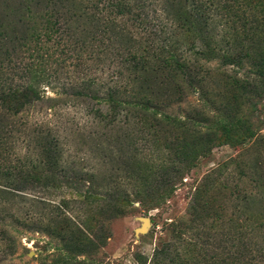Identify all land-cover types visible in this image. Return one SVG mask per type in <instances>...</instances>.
I'll return each instance as SVG.
<instances>
[{
	"label": "trees",
	"instance_id": "obj_1",
	"mask_svg": "<svg viewBox=\"0 0 264 264\" xmlns=\"http://www.w3.org/2000/svg\"><path fill=\"white\" fill-rule=\"evenodd\" d=\"M47 89L86 111L81 133L98 141L90 169L64 159L71 136L29 115L61 102ZM263 98L264 0H0V264H17L14 224L60 243L52 264H90L71 255L104 246L106 221L138 201L165 204L173 188L157 176L183 181L224 144L240 149L233 170L214 178L220 165L197 186L193 221L228 247L224 257L210 243L213 264H264V209L248 212L264 203V174L249 175L245 160L250 147L264 156L246 114ZM170 244L156 263L188 264Z\"/></svg>",
	"mask_w": 264,
	"mask_h": 264
},
{
	"label": "rangeland",
	"instance_id": "obj_2",
	"mask_svg": "<svg viewBox=\"0 0 264 264\" xmlns=\"http://www.w3.org/2000/svg\"><path fill=\"white\" fill-rule=\"evenodd\" d=\"M47 90V96L61 99V102H58L61 104L57 103L54 110H48L47 107L51 103L45 100L33 106L29 115L35 119L48 118L54 125L61 128L63 135L71 136L67 140L70 147L64 153V159L70 160L74 153L79 159L88 158L87 151L91 153L93 158L98 156L97 152H93L95 148H92L96 147L98 141L90 138L87 132L81 133V129L84 128L87 121L86 111L77 101H69L65 95L60 97L55 94L57 90ZM197 98V96H190L184 103L180 104L181 107L176 105L173 109L175 112L180 113L188 108L189 102H196ZM82 103L84 106L87 105V103ZM246 114L251 123L260 129V134L264 135V126H262L264 121V98L256 99L254 105L247 109ZM250 146L247 145V148ZM250 149L245 156L246 164L252 170L248 174L251 176L258 175V172L264 174L262 151L251 147ZM239 150L231 144L214 147L208 153V157L185 171L186 175H184L183 181H180L179 178L170 184L165 175L159 174L156 181H163L167 184L166 186L173 188L171 192H166L165 204L158 208L149 209L145 208L139 201L136 202L128 210L124 209L125 212L121 216L106 221L109 228V237L104 246H100L91 253H75L71 256L78 261L90 264H157V251L164 250L171 243L172 246L167 250L171 252V257H175L179 253L186 258L188 264H213V260H210L208 256L213 253L214 246L212 244L215 245L216 243L219 252H223L224 257H226L228 247L225 242L214 236L216 230H205V237L199 236L203 231L201 232L200 228L197 229L199 222L193 220L197 216L202 217L203 211L200 208L192 210L191 206L197 186L206 179L212 170L220 165L224 166L221 173L218 172L214 175V178L219 176L221 180H224L230 174L233 169L227 163L237 155ZM88 159V162L86 160L83 162L86 169H90L96 164L95 159L93 161L91 158ZM127 163L130 166L132 165L130 158H128ZM124 166L123 163H118L116 168H124ZM158 173L157 171L152 172V174ZM122 174L125 175L126 173L122 171ZM258 179H260L259 175ZM123 181L126 183L125 178H123ZM126 188L130 190L131 185L128 184ZM250 203L254 204H250V211L248 212H258L264 209V203H262L259 196ZM147 217L151 218L152 227L147 234L137 236L135 230L141 226L140 219ZM64 224L68 225L67 222H63L59 224V227L61 228ZM12 233L16 236L19 246L15 258L17 264H52L65 253L56 239L49 238L43 232H34L32 229L14 224ZM221 238L223 239L222 236ZM178 240L186 242L182 245L181 241L182 247H180ZM206 249L208 252L205 251Z\"/></svg>",
	"mask_w": 264,
	"mask_h": 264
},
{
	"label": "water",
	"instance_id": "obj_3",
	"mask_svg": "<svg viewBox=\"0 0 264 264\" xmlns=\"http://www.w3.org/2000/svg\"><path fill=\"white\" fill-rule=\"evenodd\" d=\"M141 226L135 230L137 236L145 235L149 232L152 227V220L150 217L141 218Z\"/></svg>",
	"mask_w": 264,
	"mask_h": 264
}]
</instances>
